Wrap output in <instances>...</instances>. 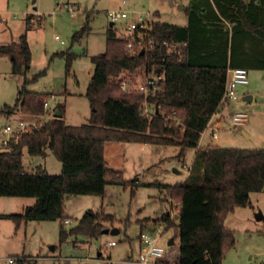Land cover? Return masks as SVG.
Instances as JSON below:
<instances>
[{"label":"trees","instance_id":"1","mask_svg":"<svg viewBox=\"0 0 264 264\" xmlns=\"http://www.w3.org/2000/svg\"><path fill=\"white\" fill-rule=\"evenodd\" d=\"M185 12L187 25L153 22L149 34L156 43L148 51L130 53L116 28L107 29L104 51L92 56L94 69L85 93L91 108L88 121L67 124L64 104L59 103L60 117L51 116L22 134L18 142H10L8 149H0V195L35 198L22 212L0 216L16 224L58 219L60 242L68 236L95 238L114 225V215L87 210L66 228L65 195H102L107 184L139 185L106 166L107 141L177 146L178 158L197 147L220 104L229 69H264V0H190ZM164 40L186 44L170 53ZM0 54L10 56L16 73L29 68L31 52L25 34L17 42L0 44ZM74 55H66V71ZM151 69L164 74V79L162 87L147 98L158 106V113L148 115L143 111L144 94L123 90L119 80L124 74ZM43 101L42 94L22 86L14 105L1 111L6 116L18 109L43 115ZM23 149L32 156L50 149L61 162L60 172L25 170ZM188 178L160 185L167 189L178 215L174 223L169 213L160 217L168 227L176 226L179 239L176 250L175 240L167 246L164 259L221 264L234 245V235L224 225L227 214L249 205L251 193L264 190V148L207 144L196 151Z\"/></svg>","mask_w":264,"mask_h":264},{"label":"rangeland","instance_id":"2","mask_svg":"<svg viewBox=\"0 0 264 264\" xmlns=\"http://www.w3.org/2000/svg\"><path fill=\"white\" fill-rule=\"evenodd\" d=\"M169 0H0V44L17 42L20 35L25 34L31 52L29 68L23 73L12 69L9 55L0 54V127L10 122L15 124L18 119L40 125L54 115L58 104H64L63 118L67 124L87 122L91 112L86 89L93 73L92 56L104 51L107 29L110 20L109 10L125 9L128 11L124 21L136 18L139 12L149 13L155 9H164L169 15L162 17L166 22L179 23V7L167 5ZM173 14V15H172ZM176 15V16H175ZM120 25H117V28ZM77 34V35H76ZM56 35L59 39H56ZM63 41V42H61ZM63 53V54H62ZM74 53L69 70L66 71V55ZM44 71V72H43ZM249 84L252 89V101H244L239 95L232 104V110L243 111L247 118L244 123L233 125L231 117L223 127L216 130L214 138L219 146L236 148H264V72L250 69ZM131 83L139 82L143 75L140 70L124 74ZM25 80V82H24ZM25 87L28 91L40 93L44 100L49 99V105L44 107L45 114L27 113L20 109L5 116L2 109L14 105L18 91ZM234 101V100H233ZM44 106V105H43ZM125 143L124 145H133ZM111 144H117L112 141ZM110 144V145H111ZM119 145V144H118ZM138 145V144H137ZM125 147V146H123ZM155 156L145 180L159 176L165 183L183 178L190 181L189 173L183 164L191 166L194 148H188L182 158H178L177 146L154 145ZM126 151V150H125ZM127 168L131 170L138 165L142 153L127 149ZM47 156L49 169H53V161H59L52 152ZM26 150L23 151L25 166H31L34 159ZM30 167H28V170ZM174 168L180 171L175 173ZM134 177L125 176L131 180ZM150 185H141L134 193L131 189L116 188L112 192L113 199L107 201L106 209L116 213L128 221L119 225L116 234L101 233L95 238L78 235L68 236L59 241V231L50 235V243L31 256L36 260L24 264H125L123 259L128 256L138 257L139 234L141 231L139 219L154 215L159 208H168L167 202L150 196L154 191ZM251 203L237 206L229 212L224 220L226 228L234 235V245L227 249L221 264H264V217L257 220L255 212L260 210L264 215V191L251 193ZM78 219L81 215L75 213ZM77 219V220H78ZM174 222L176 219L173 217ZM76 220V221H77ZM71 220L64 224L66 228L76 223ZM155 230L162 227L159 243L167 248L168 240L173 236L175 250L178 244L176 226L160 223L154 225L151 221L145 224ZM114 240L115 245L108 242ZM54 245V249H51Z\"/></svg>","mask_w":264,"mask_h":264},{"label":"crops","instance_id":"3","mask_svg":"<svg viewBox=\"0 0 264 264\" xmlns=\"http://www.w3.org/2000/svg\"><path fill=\"white\" fill-rule=\"evenodd\" d=\"M189 1L190 0H169L168 1L167 5L179 7V16H181V22L172 23V24L187 25L188 18L185 12V8L188 5ZM152 14L153 16L151 17V19L153 20V22H157V21L166 22V20H164L162 17H165V15L166 16L169 15L168 13L164 12V9L162 8L155 9L154 11H152ZM166 23H170V22H166ZM249 70L250 69H248V74L250 72ZM254 70H259V72H264V69H254ZM248 84H249V80L247 83L240 84L237 86L236 98L227 101L222 106L220 110L222 116L221 118H219V116H216L213 118V121H212V125L214 124L213 128H211V126L206 127L205 130L202 132L199 143L197 147L194 148L195 153L198 149H201L207 144H212V143L217 144L216 140L212 138L211 132L213 129L217 130L223 127L224 124H226L229 121L232 113H234L232 110V107H233L232 104H234L233 102H236V100L239 98L238 97L239 95H242V99L245 97V95H251L250 101H252L253 99L252 89L248 86ZM56 111L57 109L54 110V113ZM64 113H65V108H64ZM111 142L112 141H107L104 146V158H105L106 166L119 171L125 180H129L125 178V176L131 177L132 175H134L131 181L135 180L139 185L135 187H132V186L127 187L130 189H134V191H136L139 186L144 185L143 183H154V184H150V186H153L152 188L154 189V191H151L152 193L150 194V196L158 198L162 202L164 201L168 203V208L161 207L157 211H155V214L153 216L148 215V216H144L143 218L139 219L140 227H141L140 232L145 231L144 230L145 224L151 221L154 223V225L163 223L168 226L166 222H164L163 220H160V217L167 213L170 214V218L173 221V223H174L173 217L177 221V218H178L176 217L177 208L174 205L172 199L169 197L167 189L162 188L160 185H163V184L174 185V184L183 182L182 180L183 178L175 179L173 180L175 182H172V183L162 182L163 180H160L158 178L159 176L157 175L154 176L156 177L154 179L145 180L146 172L151 166L152 161H153L152 159L155 156L154 149L150 147L151 144L134 142L133 145L132 144L124 145L125 143L129 144L132 142L131 141H115L117 144H111ZM127 149L131 151L137 150L142 153L141 156H137L139 158L138 165L133 167L131 170H128L126 166L128 163L126 159ZM23 151H25V149H23ZM49 152H52V151L50 149H45L42 154L32 156L31 158L34 157V159H31L33 160V163L31 164V166H25L23 162V155H22V162H23V166L25 170L29 172H33V171H36L38 168H43L49 173H59L61 170L60 161H53L54 168L52 170L49 169L48 160L46 158L47 156H50ZM195 153L193 155V158L195 156ZM28 167H30L29 168L30 170H28ZM174 171L177 174L180 173V171L177 170L176 168H174ZM116 188H121L124 190L127 189L118 184H107L105 186L104 193L102 195H90V194H76V195L67 194L65 195V200H64L65 219H68L69 222L71 220L76 221L78 219L76 216H74L76 215L75 214L76 212L77 214L82 216L83 213L87 210L103 211L104 213H110L114 215L116 221L113 226H116L119 229V225L122 223L126 224L129 218L127 217L125 219H122L119 216H117L116 213H113L110 210L106 209V205H107L106 203L107 201L108 202L112 201L113 199L112 192L117 191ZM261 192H255V193H261ZM250 198H251V195H250ZM34 202H35V198L31 196H1L0 195V214L20 213L24 210V208H26L29 205H32ZM145 218H148L149 220H145ZM69 222H64V224L69 223ZM60 224H61V221L58 219L57 220H29V221H22L16 224L15 221H13L11 218L0 216V257H7L11 255H22V256L30 257L31 255L37 252H40L44 248V246L50 243L49 242L51 241L49 239L50 235L54 233L55 231L56 232L59 231ZM161 229L162 227L155 230V227L149 226L147 230H154L155 233L159 232L161 234V231H160ZM172 238L174 241L175 239L173 236ZM50 247L51 249H54L55 246L51 245ZM138 251H140V240H139V250ZM31 257H36V259L38 258V256H31ZM127 259H130L133 261L136 260V258L132 256H128L127 258L123 260H127ZM128 264H136V263L133 262V263H128Z\"/></svg>","mask_w":264,"mask_h":264},{"label":"built area","instance_id":"4","mask_svg":"<svg viewBox=\"0 0 264 264\" xmlns=\"http://www.w3.org/2000/svg\"><path fill=\"white\" fill-rule=\"evenodd\" d=\"M128 11L125 9H116L109 10L107 12L112 26L116 28L117 34L120 37L126 39V48L130 53H135L139 50L148 51L155 41L150 37V30L153 26V20L149 17V13L139 12L134 19H129L124 21V18L127 17ZM117 25L120 27L117 28ZM56 39L58 36L56 35ZM63 42V41H61ZM162 44L167 48L168 52H179L180 48L186 44L185 41H176V40H164ZM164 79V74L156 73L154 69L145 72L142 79L137 83H131L125 77H122L119 80V86L126 91H138L144 94V104L143 111L144 113L151 115L155 112L157 105L150 103L147 98L153 94L156 90L162 87L161 81ZM248 82V69L245 67H234L229 69L228 77L225 84L224 93L220 104L218 105L217 110L211 116L207 127L212 125L213 118L219 116L221 118V108L229 100L236 98V88L240 84H245ZM53 97L52 94L48 96V99L43 101L44 107L49 105V99ZM247 115L243 111H235L231 115V123L233 125H239L244 123ZM217 122V121H216ZM215 122V123H216ZM39 125H36L33 122H25L18 119L15 124L6 122L0 127V149H8L10 142H18L21 138V135L25 132L35 128ZM212 138H215L216 130L213 129L211 132ZM188 173L190 172L191 166L183 164ZM64 222H69L68 219H65ZM160 233L156 232L151 234L148 231H142L139 234L140 240V251L138 257L135 261L127 259L123 262L136 264H181L176 261H167L164 259L166 253V247L159 243ZM109 245H115L114 240L108 242ZM36 257L22 256V255H11L7 257H0V264H18L19 261H30L35 260Z\"/></svg>","mask_w":264,"mask_h":264},{"label":"water","instance_id":"5","mask_svg":"<svg viewBox=\"0 0 264 264\" xmlns=\"http://www.w3.org/2000/svg\"><path fill=\"white\" fill-rule=\"evenodd\" d=\"M110 26H112V23H110ZM143 52V51H141ZM246 101H250L251 100V95H245V97L243 98ZM158 107H156L155 112L158 113ZM54 116L60 117L61 116V111L59 109H57V111L54 113ZM176 217H178V215H176ZM263 217V214L261 211H257L255 213V218L256 219H261ZM119 232L118 227L113 226V227H106L102 230L101 233H111V234H116ZM173 243V238L171 237L167 243V245H171Z\"/></svg>","mask_w":264,"mask_h":264}]
</instances>
